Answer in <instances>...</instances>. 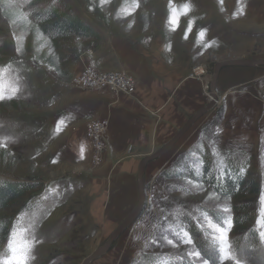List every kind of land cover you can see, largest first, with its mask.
<instances>
[{"label": "rangeland", "instance_id": "1", "mask_svg": "<svg viewBox=\"0 0 264 264\" xmlns=\"http://www.w3.org/2000/svg\"><path fill=\"white\" fill-rule=\"evenodd\" d=\"M8 1L16 5L23 15L28 10L43 5L40 3L41 0ZM48 1L72 7L90 27L98 32L99 37L98 27L123 34L144 31L152 24L166 30L173 18H176L177 22L185 16H192L199 25L203 22L200 25L202 27L206 22H210L211 29L216 33L218 29L221 30V24L224 23L222 28L224 30H221L223 32H219V35L224 34V38L232 35L240 38L243 44L242 51L249 54L245 60L264 58V9L260 12L261 16L256 19L261 23L258 22L256 25L252 24V17L251 21L248 17L244 20L232 19V16H236V11L244 12V9L250 5L246 0H235L238 3L236 11L232 9L231 12L216 0H207V13L203 18H200L203 0ZM25 20L27 19L23 17V21ZM22 27L10 24L0 11V93L4 96V99L0 100V180L30 181L34 183L35 189L30 193L29 204L32 206L30 210L21 211V203L14 205L18 223L13 230H10L8 241L0 246V259H7L10 255V241L17 244L23 240L31 246L29 257H35L28 259L26 264H81L84 258L103 246L110 236V234L99 235L85 244L83 236L86 235V231L79 221V215L72 213L82 204L80 196L82 185L75 183V177L83 174L101 176V172L105 169L104 156L107 152L106 135L109 123L106 118L94 119L107 122L106 132L102 136L105 146L101 161L96 162L92 158L91 149L89 162L86 165L71 166L62 164L64 161L61 155L62 145L68 140V135L57 132V115L62 107L71 102L68 100L71 99L73 92H78L75 99L82 96L92 98L95 93L96 96L104 98L107 92H111L107 89L85 90L77 85L76 81L88 71L105 73L90 64L89 57L95 49L79 55L69 75L59 77L53 69L34 57L32 51H37V45L27 37L26 28ZM98 46L96 44L95 48ZM45 52V50L40 51L39 55ZM228 57L231 56L226 54L224 57H204L203 63H198L191 70L192 79L208 77L206 94L209 102L214 65L227 61L221 59ZM198 66L204 68L205 72L200 78L193 76V71ZM111 94L115 97L129 98L123 94ZM219 102L217 99L214 109L203 115L183 135L184 137L180 138V143L176 144L177 151L172 147L163 156L154 160L156 163L152 161L148 167L146 166L148 170V176L146 170L144 173L146 203L141 218L139 217L137 222L118 237L106 254L92 264H97L102 258L117 253L119 256L112 261V264H122V262L140 264L139 259L142 254L152 256L151 259H156L157 264H203L204 260H207L208 264H236V261L240 264H264L259 255L250 256L243 251L238 253L233 241L231 211L228 208L230 202L213 196L209 188L199 183V179L189 177L191 171L197 174L196 168H192L190 162L197 157L188 153V150L193 145V147L197 146L195 144L200 140L203 129L202 139L205 148L213 153L216 164L222 162L224 156H230L227 154H235L234 156H239L241 160L248 156L252 157L251 166L248 168L250 178L257 182L261 191L252 201L254 209L252 226L262 244L259 254L263 255L264 200L261 197L264 196V132L260 136L259 143L252 144L246 142L244 137L241 138V142L244 143L241 144L240 149L249 145L251 148L245 147L250 149L249 152L243 150L244 152L232 153L226 150V145L223 149L222 143L218 142L219 124L215 118L219 115L215 112L223 108ZM89 121H84L83 124L86 135ZM186 140L188 143L179 149ZM189 140L192 141L189 143ZM171 168L174 169L172 173L160 175ZM59 180L61 181L57 185L56 182ZM58 187L64 190L65 196L68 192L76 194L73 199L66 201L68 206L64 210L61 205L65 200L58 197ZM225 208L228 211H225ZM63 214L69 215L64 217ZM211 214L216 215L219 222L215 221ZM185 219L196 227L199 236L195 239L186 230L183 222ZM136 227L139 228L138 231H134ZM222 236L224 239H221ZM128 237L131 245L120 254L121 245ZM188 240L192 243L188 244ZM194 251L200 254L199 259L191 255Z\"/></svg>", "mask_w": 264, "mask_h": 264}, {"label": "crops", "instance_id": "2", "mask_svg": "<svg viewBox=\"0 0 264 264\" xmlns=\"http://www.w3.org/2000/svg\"><path fill=\"white\" fill-rule=\"evenodd\" d=\"M207 2L203 0L201 3L200 18L207 13ZM216 2L223 4L230 12L238 4L235 0ZM246 3L250 5L245 11L235 10L236 16H232V19L236 21L248 17L251 21L252 17V24L261 23L256 19L264 9V0H246ZM194 20L192 16H185L177 22L171 20L166 29L169 32L154 24L144 31L127 34L98 27L99 46L93 49L90 64L103 71H120L131 76L136 82L137 101L115 97L109 92L104 98L95 93L92 98L82 96L75 99L78 92H73L68 100L71 102L58 112L57 132L68 135L61 154L64 158L62 164L65 165L81 166L89 162L91 147L84 131V121L106 118L109 123L105 169L101 176L83 174L75 177V183L82 185V204L72 213L79 215V221L86 231L83 236L85 244L99 235L111 234L131 213L138 201L136 185L140 161L169 142L189 118L209 103L206 94L209 79L190 78L192 68L203 63V58L208 56H231L221 59L223 61L245 60L249 55L242 51L240 38L219 35L224 30V23L216 33L211 29L210 22L202 27L203 22L199 25ZM263 68L226 67L218 74L215 93L219 105L223 107V118L217 126V138L223 149L226 145L229 152H249L246 144L244 149H240L244 143L241 142L242 137L252 144L261 140L264 115L257 98L264 94ZM187 143L188 140L179 149ZM174 146L173 149L177 151L178 146ZM247 147L251 148L249 145ZM58 188V197L65 200L61 205L64 210L67 202L76 194L68 192L65 196L64 190ZM138 229L136 227L134 231ZM129 237L121 245L120 254L131 245ZM117 254L102 258L97 264H112L118 258Z\"/></svg>", "mask_w": 264, "mask_h": 264}, {"label": "trees", "instance_id": "3", "mask_svg": "<svg viewBox=\"0 0 264 264\" xmlns=\"http://www.w3.org/2000/svg\"><path fill=\"white\" fill-rule=\"evenodd\" d=\"M40 3L43 5L30 9L23 15L16 5L8 0H0V11L10 24L26 28L27 37L37 45V51H32L34 57L53 69L59 77H66L75 59L95 48L99 34L72 7L48 0H41ZM23 17L27 20L23 21ZM43 50L46 52L39 55ZM215 114L219 124L223 112L218 110ZM203 132L204 129L200 140L195 144L197 146L193 145L188 150V153L197 157L192 160L193 162L190 160L191 167L196 168L197 174L191 171L189 177L199 179V183L209 188L213 196L230 202L228 208L231 211L233 241L238 253L243 251L250 256L259 255L264 262V254H259L262 244L252 226L254 221L252 201L261 193L257 182L250 178L248 168L251 166L252 157L248 156L241 160L239 156L235 157V154H227L230 156H224L222 162L216 164L213 153L205 148ZM173 170L171 168L160 175L172 173ZM34 189V183L30 181L0 180V246L8 241L10 230L18 223L14 205L21 203V211L30 210L32 206L29 204V198ZM211 216L219 222L216 215ZM183 222L192 238L199 236L196 227L189 220L185 219ZM151 258L152 256L142 254L139 262L157 264L156 259Z\"/></svg>", "mask_w": 264, "mask_h": 264}, {"label": "water", "instance_id": "4", "mask_svg": "<svg viewBox=\"0 0 264 264\" xmlns=\"http://www.w3.org/2000/svg\"><path fill=\"white\" fill-rule=\"evenodd\" d=\"M226 67H264V60H227L224 62H219L214 65L209 95L210 102L199 112L194 114L191 118L187 120L184 126L167 142L164 146H162L158 151L153 153L150 156L143 158L138 166L137 173V190H138V201L135 208L131 211V213L115 228V230L110 234L107 241L103 246L95 250L92 254L83 259L81 264H92L94 261L101 258L107 251L110 249L111 245L118 239V237L125 232L133 223H135L140 217L145 203V193H144V173L146 166L163 156L168 150H170L179 140L180 138L192 127L194 123H196L203 115L210 112L214 109L217 99L215 96V85L219 72Z\"/></svg>", "mask_w": 264, "mask_h": 264}, {"label": "built area", "instance_id": "5", "mask_svg": "<svg viewBox=\"0 0 264 264\" xmlns=\"http://www.w3.org/2000/svg\"><path fill=\"white\" fill-rule=\"evenodd\" d=\"M205 74L204 68L198 66L193 71V76L200 78ZM77 85H80L85 90L107 89L111 93L118 95L123 94L134 101L136 99V84L134 79L123 72L105 71V73H95L88 71L86 75L79 78ZM262 113L264 115V94L257 98ZM218 105V104H217ZM216 109V108H215ZM107 122L96 121L94 119L89 121L87 130V138L90 142V147L93 150V157L96 162L101 161V154L103 153L104 142L102 139L103 133L106 132ZM95 156V157H94Z\"/></svg>", "mask_w": 264, "mask_h": 264}, {"label": "clouds", "instance_id": "6", "mask_svg": "<svg viewBox=\"0 0 264 264\" xmlns=\"http://www.w3.org/2000/svg\"><path fill=\"white\" fill-rule=\"evenodd\" d=\"M175 22V21H173ZM28 253V244L26 241H19L13 250L10 260L5 259L4 264H25L26 254ZM27 259H35V257H29Z\"/></svg>", "mask_w": 264, "mask_h": 264}, {"label": "snow or ice", "instance_id": "7", "mask_svg": "<svg viewBox=\"0 0 264 264\" xmlns=\"http://www.w3.org/2000/svg\"><path fill=\"white\" fill-rule=\"evenodd\" d=\"M173 21H175V18H173ZM3 99H4V96H3L2 93H0V100H3ZM261 199L264 200V196H262ZM224 210H225V211H228L227 208H225ZM185 235H187V233H185ZM262 235H264V234H262ZM221 239H224L223 236L221 237ZM26 243L28 244V253H29V250H30V247H31V246L29 245V243H28L27 241H26ZM169 243H172V242L169 241ZM187 243H188V244H191L192 241H191V240H188ZM15 247H16V244H13V243L10 241V242H9V251H10V255L7 257V260H10V258H11V256H12V253H13V250L15 249ZM28 253L26 254L25 264H26V261L28 260V259H27V255H28ZM191 255L197 257L198 259L200 258V254H199L198 252H195V251H194ZM4 260H5V259H0V264H4ZM203 264H208L207 260H204V261H203ZM236 264H240V262H239V261H236Z\"/></svg>", "mask_w": 264, "mask_h": 264}]
</instances>
